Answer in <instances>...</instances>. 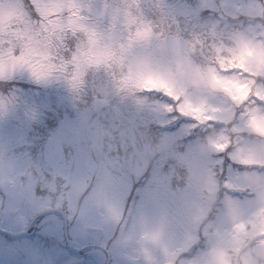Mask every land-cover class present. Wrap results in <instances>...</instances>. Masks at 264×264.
Masks as SVG:
<instances>
[{
	"label": "rangeland",
	"instance_id": "obj_1",
	"mask_svg": "<svg viewBox=\"0 0 264 264\" xmlns=\"http://www.w3.org/2000/svg\"><path fill=\"white\" fill-rule=\"evenodd\" d=\"M0 82V264H264V0H0Z\"/></svg>",
	"mask_w": 264,
	"mask_h": 264
},
{
	"label": "water",
	"instance_id": "obj_2",
	"mask_svg": "<svg viewBox=\"0 0 264 264\" xmlns=\"http://www.w3.org/2000/svg\"><path fill=\"white\" fill-rule=\"evenodd\" d=\"M49 213H58V214L61 215V217L63 218V226H64V232H65V228H66L65 215H64L61 211H58V210H49V211H45V212L40 213L39 215H37L36 217L33 218V220L31 221V222H32L31 224H33V222H34L37 218H39V217H41V216H43V215H45V214H49ZM31 224H30V225H31ZM28 229H29V227H28ZM28 229H26V231H24L23 233L18 234V235H17V234H11V233L4 232V231H2L1 229H0V233H4V234L9 235V236L14 237V238H22V237L27 233ZM262 239H264V233L259 234V235H257V236L252 237L251 239H249V240L247 241V243H246L245 245H243V246L238 250V252H237L236 255H235V259H236L241 253H243L246 249H248L253 243H255V242L258 241V240H262ZM69 249H70V251H72L73 253H79V252H80V250H76V249H74L71 245H69ZM99 249H100V248H99ZM100 250H102L103 252L106 253V251H104L103 249H100ZM252 254H253L256 258H258V259H260V260H264V244H257V245H254V246L252 247ZM106 255H107V254H106ZM106 264H109V256H107V262H106Z\"/></svg>",
	"mask_w": 264,
	"mask_h": 264
},
{
	"label": "trees",
	"instance_id": "obj_3",
	"mask_svg": "<svg viewBox=\"0 0 264 264\" xmlns=\"http://www.w3.org/2000/svg\"><path fill=\"white\" fill-rule=\"evenodd\" d=\"M212 61V60H211ZM1 83V82H0ZM4 86H2V84H0V88L2 89ZM253 96V95H252ZM158 97H161V98H167V97H164L163 95H158ZM250 100H252V99H250ZM254 100V99H253ZM167 102L169 103V104H172L173 103V101L171 100V99H168L167 98ZM246 103V102H245ZM49 113V112H48ZM175 113H177V112H175ZM176 119L178 120V122L179 121H181V120H183V118H182V116H180V115H177L176 114ZM57 125L50 119V118H46V122H45V127L43 128V129H41V131L44 133V135H46V134H48V130H54V128L56 127ZM154 128H158V127H155V126H152V129H154ZM33 129L36 131L35 133H33V134H31L30 136H31V138L32 139H34V137L36 138L38 135H39V133H40V129L39 128H37V127H33ZM206 132H209V130H206ZM248 169H258V170H264V167H249ZM46 215H44V217H45ZM42 217H39L38 218V220H40ZM37 233V236H39L40 234H39V232H37V231H35V230H30L29 231V233H28V235L29 234H36ZM3 236L4 237H6L8 240H10V241H14V238H12V237H10V236H8V235H6V234H3Z\"/></svg>",
	"mask_w": 264,
	"mask_h": 264
}]
</instances>
